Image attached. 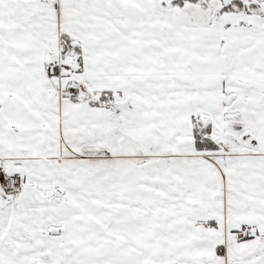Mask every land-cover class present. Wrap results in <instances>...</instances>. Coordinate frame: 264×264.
Returning a JSON list of instances; mask_svg holds the SVG:
<instances>
[{
  "label": "snow or ice",
  "instance_id": "6c2138e0",
  "mask_svg": "<svg viewBox=\"0 0 264 264\" xmlns=\"http://www.w3.org/2000/svg\"><path fill=\"white\" fill-rule=\"evenodd\" d=\"M0 264H264V0H0Z\"/></svg>",
  "mask_w": 264,
  "mask_h": 264
}]
</instances>
